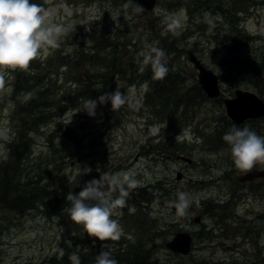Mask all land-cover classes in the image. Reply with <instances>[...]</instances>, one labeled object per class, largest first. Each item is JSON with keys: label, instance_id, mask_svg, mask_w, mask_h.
Listing matches in <instances>:
<instances>
[{"label": "rangeland", "instance_id": "obj_1", "mask_svg": "<svg viewBox=\"0 0 264 264\" xmlns=\"http://www.w3.org/2000/svg\"><path fill=\"white\" fill-rule=\"evenodd\" d=\"M226 1L157 0L156 6L145 16L136 10L135 5L130 4V0H44V8L51 12L48 18L50 25H63L66 28L79 23L86 30L101 28L121 36L122 33L136 35L134 49L137 52L133 56L138 66L136 74L142 78H135L127 85L120 80L114 84L115 87H121V92L130 95L124 109L122 126L112 131L111 142L105 145L110 147L107 156L123 162L115 173L132 172L139 185L160 179L167 187H174L171 188L173 191L170 197L152 209L159 212L158 215L165 222L162 233L153 237L149 245L151 259L157 262L194 264L203 259L210 264H264V179L254 181V197L249 195L246 201L241 198L238 201L232 199L228 192L243 186L238 177L244 173L234 168L229 147L222 139L233 126L248 127L257 135L264 136V118L249 119L236 125L226 115L223 103V98L234 97L238 89L251 92L264 101V0H248L242 8L235 7V12L226 17L237 20L233 26L226 24L221 15L219 5ZM238 2L240 0H235L237 6ZM191 17L195 18V22L204 20L200 30L190 24ZM172 21H179L174 29L167 26ZM235 30L245 33L249 38L229 42L225 48L222 43L213 45L211 36L223 32L233 33ZM189 33L192 36H188ZM67 34L68 30L58 39L59 47H64L65 52L73 47L66 41ZM169 43L171 48L168 47ZM173 43L176 50L173 49ZM146 45L162 49L169 72L174 68L179 69L180 77L189 87L194 81L197 82V70L187 58V51H193L206 67L218 75L221 95L210 99L201 89L203 102L196 107L194 116L183 120L180 110L173 113L174 121H171L176 124V128H173L175 124L168 127L167 120L157 119L151 109L145 108L143 104L144 94L148 91L153 94L149 83V77L152 79L153 75L151 65H142L143 58L138 56ZM52 49L49 48L46 53L42 51L40 57H49ZM128 50L131 49L126 48L124 55H127ZM251 61V70L245 68ZM11 71L5 70L4 81L0 84V157L5 155L6 143L13 133L9 122L11 104L6 99L12 90ZM80 113L77 109L67 110L60 120L64 124L76 121ZM212 124L221 133L216 150H211L212 144H206V140H211L208 133L212 131ZM43 133L47 132L42 124L40 130L32 135L35 155H43V150L47 149ZM157 141L167 142L165 145L174 150L173 153L153 158L149 152ZM178 155H184L192 162L178 159ZM29 166L30 172L27 174L34 181L36 174L42 172L40 169L43 170V162L42 166H36L32 161ZM78 166L83 168L85 165ZM70 169L71 166H68L60 174L63 176ZM253 169H264V166L258 164ZM37 183L43 186V179ZM180 192L188 194L190 200L184 216L177 215L174 207ZM221 200L225 202L219 206ZM36 205L32 204L33 207L23 214L0 210V264H43L44 260L56 253L61 232L59 220L44 215L37 210L42 208H36ZM133 211V208H129L126 214L123 211V220L116 211L113 215L120 225L123 241L145 238L133 225ZM198 215L200 221L194 223L193 219ZM224 223H228L234 231L245 229L252 238L250 243H243L237 236H226L229 229H226ZM178 230L193 233V246L186 256L177 255L165 246V242ZM99 242L95 241L99 247L102 244L103 248L105 244L110 245L109 241ZM87 244H84V248Z\"/></svg>", "mask_w": 264, "mask_h": 264}, {"label": "trees", "instance_id": "obj_2", "mask_svg": "<svg viewBox=\"0 0 264 264\" xmlns=\"http://www.w3.org/2000/svg\"><path fill=\"white\" fill-rule=\"evenodd\" d=\"M31 2L45 7L44 0ZM247 2L248 0H240L238 6L235 0L220 3L221 15L226 24H237L234 17H226L235 12V7L242 8ZM196 8L199 10V4ZM190 19V24L200 30L204 20L195 22L194 17ZM66 29V41L73 45L69 52H65L64 47L53 48L49 57L33 60L27 70L10 72L12 90L6 99L11 104L9 122L13 133L6 143L5 155L0 157V210L23 214L33 207L32 204H37L35 207H41L42 209L37 210L44 215L57 217L61 232L56 253L44 260L43 264H71L69 256L77 248L81 264H95V258L101 250L111 251L112 258L118 264H167L152 260L149 247L153 237L162 233L165 223L162 216L158 215L159 212L152 209L154 205L164 203L173 191L171 188H174L167 187L164 181L157 179L152 183H141L139 187L130 190L126 206L115 210L123 220L122 216L129 208L134 209L133 225L145 237L138 241H123L120 237L117 241L110 240V245L102 249L96 245L100 244L99 240L93 245L94 239L89 238L83 226L75 224L66 211L71 206L66 200L69 192L78 194L87 181L99 179L102 172L115 173L122 166L123 162L107 156L110 147L105 143L109 144L112 131L122 126L126 104L114 112L110 103L98 105L95 117L81 111L76 121L67 124H64L60 117L67 110H81L89 98L96 99L104 92L114 91L117 80L127 85L135 78H142L140 74H136L138 66L133 54L137 52V49H134L137 40L133 33H122L121 36L101 28L86 30L79 23H73ZM233 33H217L210 39L213 45L222 43L225 48L229 42L235 43L249 38L239 30ZM166 35L169 37V33ZM188 36H192V33ZM160 38L164 43V39L161 36ZM170 44L168 47L171 48ZM172 45L176 50L175 43ZM126 48L131 50L124 55ZM251 64L252 61L244 67L251 70ZM115 77L118 78L114 79ZM149 83L153 94L150 91L145 93L144 107L151 109L157 119L167 120L168 127L175 124L171 123L174 121L173 113L181 110L183 120L191 118L196 107L203 102L202 91L197 82L194 81L191 87L187 86L179 75V69H172L162 80L149 77ZM42 124L47 132L43 133L47 149L43 150V155H35L32 135L40 130ZM173 128H176V124ZM210 129L212 131L208 136L211 140H206V144H212L211 150H216L221 133L215 124H212ZM166 143H154L149 154L156 159L173 153L174 150L166 146ZM32 161L36 166H42L43 162V170L40 169L42 172L36 174L34 181H31L32 178L27 174L30 172L28 168ZM71 162L74 163L71 165ZM79 164L85 166L82 168ZM68 166H71V169L62 176L60 172ZM41 178L43 186L37 183ZM112 218L115 219L113 216ZM86 242L88 244L84 248ZM60 249L64 250L63 256L59 253ZM194 264L210 263L202 259Z\"/></svg>", "mask_w": 264, "mask_h": 264}, {"label": "clouds", "instance_id": "obj_3", "mask_svg": "<svg viewBox=\"0 0 264 264\" xmlns=\"http://www.w3.org/2000/svg\"><path fill=\"white\" fill-rule=\"evenodd\" d=\"M130 4L135 5L136 10H142L134 0H130ZM50 16V11L31 0H0V84L4 81L5 70H27L42 51L46 53L49 48L59 47L58 39L67 29L63 25H50ZM178 24L179 21H172L167 26L174 29ZM138 56L143 58L142 65H151L154 80L166 77L169 68L162 49L146 45ZM129 95L121 92V87L117 85L112 92H104L96 99L86 100L80 111L95 117L98 105L110 103L114 112L128 102ZM222 139L229 147L230 158L237 171L247 173L258 164L264 166V136L257 135L248 127L233 126ZM90 171L89 169L88 172ZM138 185L139 181L130 171L102 172L99 179L87 181L78 194H67L66 200L71 206L66 211L75 224L83 226L88 237L94 238L93 245L96 240L117 241L121 230L118 221L112 216L116 209L126 206L130 190ZM189 205L188 194L178 193V199L174 203L177 215H186ZM103 247L102 244V249ZM59 253L63 256L64 250L60 249ZM69 259L71 264H81L79 249L73 251ZM95 264L118 262L112 258L111 251L101 250L95 258Z\"/></svg>", "mask_w": 264, "mask_h": 264}, {"label": "water", "instance_id": "obj_4", "mask_svg": "<svg viewBox=\"0 0 264 264\" xmlns=\"http://www.w3.org/2000/svg\"><path fill=\"white\" fill-rule=\"evenodd\" d=\"M156 0H134L142 10V14H146L152 10ZM187 58L198 71L197 79L199 85L209 98H215L221 93L218 76L215 72L207 68L201 60H199L192 51H187ZM223 103L226 115L236 124L242 123L249 118L264 117V102L255 94L238 89L234 92V97L224 98ZM178 158L191 162L184 156ZM179 178V174L177 175ZM256 177H264V170H253L239 177L240 181H251ZM199 217H195L194 221H198ZM190 235L187 232H176L171 240L165 243L170 250L187 254L190 248Z\"/></svg>", "mask_w": 264, "mask_h": 264}, {"label": "flooded vegetation", "instance_id": "obj_5", "mask_svg": "<svg viewBox=\"0 0 264 264\" xmlns=\"http://www.w3.org/2000/svg\"><path fill=\"white\" fill-rule=\"evenodd\" d=\"M150 13V12H149ZM149 13H147V14H145V16L146 15H148ZM253 170V169H252ZM239 178V177H238ZM256 179H264L263 177L262 178H255L254 180H252V181H246V182H241V183H243L242 185V187H240L239 189H237V190H232V191H229L228 192V194L231 196V198L232 199H234V200H239L240 198L242 199V201H243V199L245 200V199H248V196L249 195H251V196H255L256 195V193H255V191L253 190V188H254V186H255V184H254V181L256 180ZM236 201V202H237ZM246 201V200H245ZM225 201L224 200H221V203H220V205L219 206H221V204L222 203H224ZM236 202H235V204H236ZM251 210V209H250ZM252 211V210H251ZM197 217V216H196ZM198 217H199V220L198 221H195L194 223H198L199 221H200V216L198 215ZM195 218V217H194ZM224 225H225V227H226V229H229L228 230V232H227V234H226V236L227 235H229V236H237V237H239V239H241V241L243 242V243H250V241L252 240V238H251V236L250 235H248L249 233H247L246 232V230L245 229H243V230H237V231H234L232 228H229V226H228V223H224ZM186 231V230H185ZM188 233H189V235H190V238H191V240H190V248H189V252L191 251V248H192V246H193V233L192 232H189V231H187ZM228 236V237H229ZM99 242V241H98ZM221 244V243H220ZM107 244H105V246H106ZM222 246H223V244H221ZM188 252V253H189ZM174 253H176L177 255H181V256H186L187 254H185V255H183V254H181V253H179V252H174Z\"/></svg>", "mask_w": 264, "mask_h": 264}, {"label": "bare ground", "instance_id": "obj_6", "mask_svg": "<svg viewBox=\"0 0 264 264\" xmlns=\"http://www.w3.org/2000/svg\"><path fill=\"white\" fill-rule=\"evenodd\" d=\"M218 76V75H217ZM218 80H219V77H218ZM259 171H261V170H264V169H258Z\"/></svg>", "mask_w": 264, "mask_h": 264}]
</instances>
